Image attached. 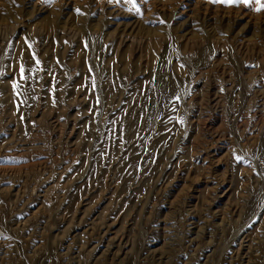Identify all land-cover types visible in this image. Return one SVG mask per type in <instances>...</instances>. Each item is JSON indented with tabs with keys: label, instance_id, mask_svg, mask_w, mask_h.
Masks as SVG:
<instances>
[{
	"label": "rangeland",
	"instance_id": "rangeland-1",
	"mask_svg": "<svg viewBox=\"0 0 264 264\" xmlns=\"http://www.w3.org/2000/svg\"><path fill=\"white\" fill-rule=\"evenodd\" d=\"M256 8L0 0V264H95L108 244L114 264H239L238 255L264 264V8ZM49 121L58 122L53 135ZM31 136L38 151L22 146ZM210 162L213 176L198 180ZM196 189L192 204L209 222L188 247L199 229L187 233L190 216L182 212L181 223L168 203ZM147 247L156 259L144 260Z\"/></svg>",
	"mask_w": 264,
	"mask_h": 264
},
{
	"label": "bare ground",
	"instance_id": "bare-ground-1",
	"mask_svg": "<svg viewBox=\"0 0 264 264\" xmlns=\"http://www.w3.org/2000/svg\"><path fill=\"white\" fill-rule=\"evenodd\" d=\"M6 29H8V32L10 33V34H15V33H17V31H18V25H7L6 26ZM2 41V40H1ZM4 42V41H3ZM217 68H218V66H217ZM214 69V68H213ZM209 72V71H208ZM204 73V72H203ZM210 74V73H209ZM201 76V75H200ZM208 76V75H207ZM208 87H209V85H208ZM211 87H209V89H207V91L204 93L205 94V97H206V101L207 102H209V100L211 99V92H212V90L210 89ZM214 88V87H213ZM174 90V89H173ZM169 93V92H168ZM171 93H173V92H171ZM218 94H219V92H218ZM219 97V96H218ZM219 99V98H218ZM199 103V102H198ZM220 103H222V102H218V104L217 105H219ZM206 105V104H205ZM221 106V105H220ZM203 108H205L204 106H203ZM209 108V107H208ZM215 109H217V108H215ZM209 111V110H208ZM4 112H5V110H1L0 111V127H2L3 125H1L2 123H4L3 121H2V118H3V115H4ZM194 114V113H193ZM202 119H204L203 117H201ZM190 120V119H189ZM254 120V119H253ZM52 121V120H51ZM204 121V120H203ZM261 121V120H260ZM196 122V121H195ZM208 122V119H205V125H206V123ZM45 125V124H44ZM43 125V126H44ZM47 127H48V129H50L51 131H50V133L53 135V133H56L57 132V128H58V122L57 121H53V122H51L50 123V121H49V123L47 122ZM209 128V127H208ZM47 130V129H46ZM2 131V130H1ZM43 132V131H42ZM199 133V132H198ZM216 134V133H215ZM223 134V133H222ZM217 135V134H216ZM39 136H40V134H39ZM38 136V137H39ZM33 139L32 140H30L31 142L28 144H22V146H26V147H28V146H33L32 147V149L33 150H35L36 149V147H34V146H38L37 144H41V142H40V140L39 139H37L36 138V136H31ZM61 137V136H60ZM222 137V136H221ZM221 137H218V139H214L213 140V143L214 144H216L217 143V141H219L220 140V138ZM40 138H42V137H40ZM44 139V138H43ZM53 139V138H52ZM255 140V139H254ZM43 141V140H42ZM54 141H60V138L58 139V140H53V142ZM57 142H55V143H57ZM206 142V141H205ZM255 143V142H254ZM21 145V144H20ZM209 145V144H208ZM211 146H213V145H210V147H206L205 149H204V152H206L207 150H210L211 149ZM21 149V148H20ZM30 149H31V147H30ZM29 149V150H30ZM213 149V148H212ZM25 150V149H24ZM32 150V151H33ZM37 150V149H36ZM35 150V151H36ZM38 150H39V148H38ZM37 150V151H38ZM41 150V149H40ZM20 151V150H19ZM212 151V150H211ZM28 152H30V151H28ZM32 152H30V154H31ZM37 153V152H36ZM33 154V153H32ZM36 155V154H35ZM205 156H206V158L205 159H203V161L205 162V160L207 159V158H209V157H211L210 155H212V153L209 151H207V153H205L204 154ZM203 156V155H202ZM204 162H203V165H204ZM212 165H213V162H210V164L209 165H207L206 167H205V173L203 174V175H200L199 177H198V180H200L201 178H203V180H206V182H209L208 181V179L209 178H211L212 176H213V167H212ZM38 171V170H37ZM20 177V176H19ZM35 178V177H34ZM196 179V178H195ZM213 179V178H212ZM39 181V180H38ZM198 182V181H197ZM215 184H217V183H215ZM220 184V183H219ZM219 184H217V185H219ZM217 187V186H216ZM216 187H210L209 188V192L211 193V192H213V191H215V189H217ZM189 189L191 188L190 186L188 187ZM190 191V190H189ZM195 191V190H194ZM186 193V192H185ZM197 194H198V190L196 189V192L192 195V194H188V195H186V197H184V198H178L176 201H172V202H169L168 203V209L170 210V212H171V214H174V215H181L182 214V212H185V213H187L189 216H190V219L187 221L188 222V225H187V233H189V232H191V230H194V229H199L197 232H194V233H192V235L194 234V238L192 237V239H189V244L190 245H188V247H191V246H194V245H196V244H198L199 242L201 243V238L203 237V233H202V231H203V227L201 226V224H207L209 221L207 220L208 219V217H206V216H204L202 213L204 212L203 210H205V209H202V208H199L198 207V205L196 204H192V203H195L196 201H197ZM213 194V193H212ZM216 194V193H215ZM43 196V195H42ZM216 196V195H215ZM215 200V199H214ZM211 201V200H210ZM212 202H214L213 201V199H212ZM211 203V202H210ZM209 204V203H208ZM204 208V207H203ZM206 211H208V210H206ZM169 213V212H168ZM215 214H217L216 212H214ZM186 214V215H187ZM209 214V213H208ZM168 216V215H167ZM176 217V216H175ZM172 218V217H171ZM174 218V217H173ZM181 218H182V215L179 217V220H180V222L182 223L183 221L181 220ZM211 218V217H210ZM219 218V221H220V223H218V224H215L216 226H218V227H221V226H223V224H224V217L221 215V216H219L218 217ZM24 221V220H23ZM28 222H29V220H26L25 222H22V224H21V229L23 230V229H25L26 227H27V225H28ZM179 222V223H180ZM211 222V221H210ZM233 222V221H232ZM32 223V222H31ZM164 223V222H163ZM175 223V222H174ZM180 223V224H181ZM179 224V225H180ZM92 226H95V225H93V223L91 224ZM98 225V224H97ZM96 225V226H97ZM176 226V225H175ZM19 227V226H18ZM165 227H167V224L165 225ZM190 227V229H188ZM225 227V226H224ZM19 228V229H20ZM167 228H169V229H171L170 227H167ZM217 228V227H216ZM92 229V228H91ZM95 231V230H94ZM36 232V231H35ZM164 232V231H163ZM171 232H172V230H171ZM170 232V233H171ZM168 233H169V231H168ZM187 233H185V235L187 234ZM22 234V233H21ZM91 234H92V232H91ZM164 234V233H163ZM167 234V233H166ZM178 234V233H177ZM184 234V233H183ZM171 234H169L168 236H170ZM173 235V234H172ZM176 235V234H175ZM166 236V235H165ZM164 236V237H165ZM167 236V237H168ZM179 236V235H178ZM177 236V237H178ZM191 236V235H190ZM173 238V237H172ZM203 239V238H202ZM4 242V241H3ZM166 242V241H165ZM2 243V242H1ZM209 243V242H208ZM4 244V243H3ZM203 244V243H202ZM206 245H207V242L205 243ZM201 245H198L197 247H196V249L194 250L195 252L196 251H199V247H200ZM6 247V246H5ZM203 247V246H202ZM3 248V247H2ZM27 249V248H26ZM162 249V248H161ZM202 249V248H201ZM1 250V249H0ZM113 245L112 244H108L107 245V248H106V250L105 251H103L102 252V255L101 256H99L98 258H96V262H95V264H97V263H102L103 261H107V260H110L111 261V264H114L115 263V261H117V259H118V255H117V252L116 253H114L113 252ZM6 251V250H5ZM4 251V252H5ZM3 252V251H2ZM6 253H7V251H6ZM119 253V252H118ZM125 253V252H124ZM127 253V252H126ZM3 254V253H2ZM4 255V254H3ZM10 255V254H9ZM127 255V254H126ZM158 250L157 249H152L151 247H147L146 249H145V253H144V260H149V259H156L157 257H158ZM198 255V254H197ZM5 256V255H4ZM120 256V255H119ZM160 256H163V255H160ZM7 257V256H6ZM139 257V256H138ZM137 257V258H138ZM192 257V256H191ZM234 257H236L237 258V261H239L240 263L239 264H253L254 262V259H251L250 257H248V259L247 260H245V259H243V258H241V256L240 255H238V256H232L231 258H232V260L234 259ZM209 258V257H208ZM235 258V259H236ZM247 258V257H246ZM3 259V258H2ZM160 259V258H159ZM214 259V258H213ZM245 261V262H243V260ZM222 261V260H221ZM224 261V260H223ZM236 262V261H235ZM17 263V262H16ZM142 263V262H141ZM255 264V263H254Z\"/></svg>",
	"mask_w": 264,
	"mask_h": 264
},
{
	"label": "snow or ice",
	"instance_id": "snow-or-ice-1",
	"mask_svg": "<svg viewBox=\"0 0 264 264\" xmlns=\"http://www.w3.org/2000/svg\"><path fill=\"white\" fill-rule=\"evenodd\" d=\"M214 3H226V4H229V5H232V4H240V3H243V4H246V5H250L252 3H259L260 4V8H256L255 10L256 11H260L261 8H264V3H261V0H213ZM38 62V61H37Z\"/></svg>",
	"mask_w": 264,
	"mask_h": 264
}]
</instances>
